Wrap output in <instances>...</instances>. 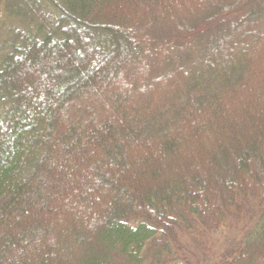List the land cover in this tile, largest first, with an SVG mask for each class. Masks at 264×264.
Listing matches in <instances>:
<instances>
[{
  "label": "trees",
  "instance_id": "trees-1",
  "mask_svg": "<svg viewBox=\"0 0 264 264\" xmlns=\"http://www.w3.org/2000/svg\"><path fill=\"white\" fill-rule=\"evenodd\" d=\"M209 263L264 264V0H0V264Z\"/></svg>",
  "mask_w": 264,
  "mask_h": 264
},
{
  "label": "rangeland",
  "instance_id": "rangeland-1",
  "mask_svg": "<svg viewBox=\"0 0 264 264\" xmlns=\"http://www.w3.org/2000/svg\"><path fill=\"white\" fill-rule=\"evenodd\" d=\"M244 106V105H243ZM208 172H211V170H209ZM212 263V262H211ZM211 263H209V264H211Z\"/></svg>",
  "mask_w": 264,
  "mask_h": 264
}]
</instances>
